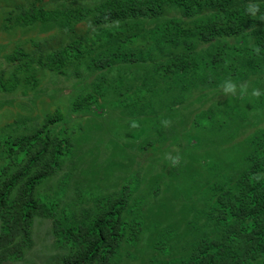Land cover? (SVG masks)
Masks as SVG:
<instances>
[{
    "label": "trees",
    "instance_id": "obj_1",
    "mask_svg": "<svg viewBox=\"0 0 264 264\" xmlns=\"http://www.w3.org/2000/svg\"><path fill=\"white\" fill-rule=\"evenodd\" d=\"M76 2L29 0L0 13L4 34L22 33L0 59L1 95L38 87L43 72L90 80L79 85L70 112L57 107L43 121H16L24 133L9 131L13 125L0 133V264H33L39 219L51 221L55 264H264V119L255 123L249 112L252 101L264 110V95L251 96L254 88L264 93V0ZM249 4L259 6L255 17ZM229 80L238 95L220 92ZM157 99L161 111L172 105L176 120L134 131L128 146L111 141L105 160L88 145L98 127L75 122L105 111L119 122L142 111L139 101L153 109ZM229 101L245 105L234 117L244 156L224 152L213 166L205 162L214 179L197 189L206 193L204 209L183 202L192 192L159 198L167 176L138 159L158 154L154 141L169 143L172 126L177 131L198 110L202 119L192 126L202 125L203 137L216 131L205 127ZM188 103H201L191 117ZM190 174L197 185L201 174ZM173 175L179 178L177 169ZM174 183L165 184L167 194Z\"/></svg>",
    "mask_w": 264,
    "mask_h": 264
},
{
    "label": "rangeland",
    "instance_id": "obj_2",
    "mask_svg": "<svg viewBox=\"0 0 264 264\" xmlns=\"http://www.w3.org/2000/svg\"><path fill=\"white\" fill-rule=\"evenodd\" d=\"M28 1L29 0H0V13H2L3 10H10L11 8L17 7L18 5H26ZM58 1L60 2V0ZM76 1V3H80V5L83 4L93 6L100 0ZM45 2L48 6L54 4V0H45ZM23 30L25 29L22 28V32ZM21 37L22 33L18 31L14 38H11L10 36L4 34L0 27V59H2L3 55L6 52L10 51L14 43L13 40ZM28 48L33 49V47ZM84 79L85 80L80 79L77 75L66 77L62 75H51L48 72H43V74L41 75L42 83L38 87L34 88L32 84L29 86H24L20 91L14 94H0V133L2 132L4 127L10 125H13L16 128H14L15 130L9 129V131H12L13 133L17 131L19 133H24L27 129L15 126L14 124L16 121H21L24 118L27 119V117L35 118V122L37 121V119L43 121L44 118L49 113H53L57 107L63 108L65 112H70L69 105L71 101L76 98L77 93H79V85L83 87L87 81L90 82V80H88L89 78L86 75ZM24 92H27V94H25ZM220 92L222 93L223 90H221ZM238 94L239 90H237V95ZM158 99L155 105L153 104V109L148 108L151 105L150 103L148 105L143 102L144 100L139 101L142 111L136 116L129 117L128 114H126V117H123L122 120H120L119 122L115 120V118H118L120 115H114V113H108V111H105L103 114L99 115L100 118L95 120L90 117H84L83 115H81L78 119L75 118L77 120L75 122L79 123L81 121L80 119H83L87 120L88 123H90V126L98 127L97 130H94L93 132L94 136L92 137L94 139L91 138L88 145L90 143H95V147L99 148L95 149V153H100V156L103 157V160H105L108 156V154H106L107 151L114 152L113 149H109L111 141H116L117 143H120L121 146H128L135 140L133 136L134 131H141L138 134V136H140L141 133H144V131L147 132L149 130H154V126L158 130V119L161 122L163 117L172 118L174 121L176 120V118L178 117V113L176 110V114L171 111L172 105L166 104L164 106V110L161 111V105L159 106ZM224 99L225 97H221V100ZM203 102L204 101L202 99L201 103L203 104ZM229 102L232 103L223 104L219 106L220 111L217 110L219 112L216 113V116L212 120H210L211 122L214 121V123H211L209 126L205 127H209L210 129H216V131H209L208 136L205 137L204 135L203 137L202 131L205 132L203 126H192V119L190 118V121H188L186 124H179L177 126V131L175 125L172 126L175 130V133L172 139H170V136L167 138L168 141L170 139L169 143L161 144V138H157L154 141L152 147L158 149L156 150L158 154H155L154 156L150 155V159L146 161V163H144L142 159H138L139 156L141 157V153L137 154V159L141 165L145 164L147 166L150 164L154 167L152 174L158 175L165 173L167 177L162 180V183L164 185L171 184V182L173 181L175 182L174 190L172 192H169L168 194L165 192L166 185H162L161 187L163 193H161L159 198H162L164 196L173 198L175 197V194L180 195V193L185 194V192L187 193L186 195H190V192H192V198H186V201L183 202L190 201L191 203H193V205H195V207L197 205L198 209H204L203 207L205 206L203 205V203L205 200L204 197L206 196V193H204V191H202V193L198 190H201L202 188L206 189L213 182L214 177L209 174L208 167L213 166L215 161H218V156L224 158V156L226 155L224 154V152L236 154L239 156V158L244 156V150L246 146L244 144L239 143L242 141L241 136L243 135V132H239V128L235 123L234 117L238 111V107L242 108V111L244 112L243 108L245 107V105H243L241 102L236 101ZM239 103L241 104L239 105ZM200 104H193L194 106L191 107V104L188 103V117H191L190 114H193V112H196L198 110L197 108H199ZM250 106L252 108L249 112L251 113L252 117L254 115V117L258 118L255 120V123L258 121H262L264 119V110H259V108L255 107L253 101ZM184 109L185 108H183V110ZM150 115H152L153 117H149ZM201 115L202 112L200 113L198 110L193 115V121L201 120ZM165 121L168 120H164V122ZM135 124L137 125V128L134 127ZM30 125H32V123ZM180 126L182 132H180L179 130ZM188 128L191 129L190 132H188ZM182 133L185 137L181 136L179 138V142L173 140L176 137V134L182 135ZM139 142L141 141H138V143ZM168 153H171L173 156L179 155L181 158L180 163L176 166H172V161L166 159ZM205 162L210 163V165L208 167L205 166ZM92 165L90 161H88L85 166L86 168L90 169L92 168ZM175 169H177V172H179L180 175L178 179H175L174 175L172 177L173 170ZM191 170H195V172H199V174H201V180L198 181L197 185H192L191 183ZM147 178V181H151L152 175ZM149 187L150 184L145 185L144 191H142V193L147 195L146 191L148 192ZM174 216L177 218L175 214ZM34 240V253L32 256H30L29 260H31L33 264H55V262L50 259V256H52L53 254V251L51 252V246L54 242V239L52 237V225L50 220H37L34 229ZM4 264L16 263L8 262Z\"/></svg>",
    "mask_w": 264,
    "mask_h": 264
},
{
    "label": "clouds",
    "instance_id": "obj_3",
    "mask_svg": "<svg viewBox=\"0 0 264 264\" xmlns=\"http://www.w3.org/2000/svg\"><path fill=\"white\" fill-rule=\"evenodd\" d=\"M247 12L249 15L255 17L256 14L259 12V6L256 5V4H249L247 6ZM256 53L259 54L260 53V49L257 47L255 49ZM247 84H244V85H241L240 86V92L241 94L245 93L246 90H247ZM223 92H224V95L226 96H235L237 95V85L235 83H233L232 81H225V83L223 84ZM261 95H264V93H262L259 89H252V92H251V96L253 97H260ZM170 124V121H165V126L167 127L168 125ZM137 125L135 124L134 127H136ZM166 159H169L171 160V164L172 166H176L180 163V156L179 155H176V156H173L171 153H168L167 156H166ZM259 176L256 177V179L258 178Z\"/></svg>",
    "mask_w": 264,
    "mask_h": 264
}]
</instances>
